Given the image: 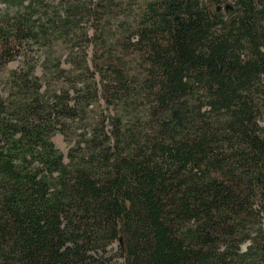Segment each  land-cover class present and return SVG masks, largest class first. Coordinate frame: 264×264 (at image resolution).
<instances>
[{"label":"trees","instance_id":"1","mask_svg":"<svg viewBox=\"0 0 264 264\" xmlns=\"http://www.w3.org/2000/svg\"><path fill=\"white\" fill-rule=\"evenodd\" d=\"M233 1L0 0V264H264V0Z\"/></svg>","mask_w":264,"mask_h":264},{"label":"rangeland","instance_id":"2","mask_svg":"<svg viewBox=\"0 0 264 264\" xmlns=\"http://www.w3.org/2000/svg\"><path fill=\"white\" fill-rule=\"evenodd\" d=\"M118 6H121V8L126 12V13H135L140 9V5L142 3V0H116ZM204 2L210 6L212 9L215 7L219 6V10L221 12H225L226 10H229V8H225L226 5L230 6L232 8L234 1L233 0H204ZM16 66V62L12 61L10 62L7 67L8 68H13ZM264 125V123H263ZM52 141L55 144V146L63 153L66 154L67 152V145L63 141L62 136L60 134H55L52 137ZM122 250V242L121 238L115 242H113L110 245V251L112 253H121ZM117 261L120 262L121 259L117 258Z\"/></svg>","mask_w":264,"mask_h":264},{"label":"water","instance_id":"3","mask_svg":"<svg viewBox=\"0 0 264 264\" xmlns=\"http://www.w3.org/2000/svg\"><path fill=\"white\" fill-rule=\"evenodd\" d=\"M225 8H231L230 6L226 5ZM217 10H219V6L216 7ZM263 161H264V155H263Z\"/></svg>","mask_w":264,"mask_h":264},{"label":"built area","instance_id":"4","mask_svg":"<svg viewBox=\"0 0 264 264\" xmlns=\"http://www.w3.org/2000/svg\"><path fill=\"white\" fill-rule=\"evenodd\" d=\"M264 122H261V124L263 125Z\"/></svg>","mask_w":264,"mask_h":264}]
</instances>
